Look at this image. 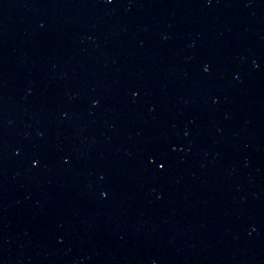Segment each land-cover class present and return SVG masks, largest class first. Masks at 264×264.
Instances as JSON below:
<instances>
[{
	"label": "water",
	"instance_id": "obj_1",
	"mask_svg": "<svg viewBox=\"0 0 264 264\" xmlns=\"http://www.w3.org/2000/svg\"><path fill=\"white\" fill-rule=\"evenodd\" d=\"M264 28V0H0V186Z\"/></svg>",
	"mask_w": 264,
	"mask_h": 264
}]
</instances>
